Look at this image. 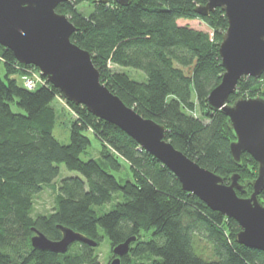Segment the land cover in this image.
Wrapping results in <instances>:
<instances>
[{
    "label": "trees",
    "instance_id": "trees-1",
    "mask_svg": "<svg viewBox=\"0 0 264 264\" xmlns=\"http://www.w3.org/2000/svg\"><path fill=\"white\" fill-rule=\"evenodd\" d=\"M207 0H68L55 10L77 28L70 39L90 53L100 80L128 106L166 128L165 138L200 166L223 177L237 173L252 192L257 163L243 153L237 165L229 150L234 132L227 116L207 103L224 68L219 45L227 28L220 8L201 16L195 7ZM88 3L85 14L78 5ZM192 20V23L178 21ZM199 21L207 29L195 26ZM4 74L0 75V264H102L95 247L102 235L111 249L129 237V249L120 264H264V253L236 241L240 226L233 218L210 209L184 190L176 176L117 126L89 112L84 105L66 101L75 117L70 142L53 135L56 110L63 98L45 77L33 89L22 77L39 70L19 63L0 45ZM132 67L146 74L136 81L111 68ZM264 72L259 78L242 76L238 97L264 98ZM262 88V89H261ZM12 105L19 110L13 111ZM92 133L100 143L98 159L83 160ZM127 164L130 177L117 173ZM79 175L65 177L56 186L54 207L32 216L33 201L53 183L59 165ZM110 210L97 208L111 202ZM264 204V189L259 195ZM57 225L69 227L97 242H74L64 253L33 248V228L51 240L61 238ZM150 230L145 237L142 231ZM208 254L199 247L202 244Z\"/></svg>",
    "mask_w": 264,
    "mask_h": 264
},
{
    "label": "water",
    "instance_id": "water-1",
    "mask_svg": "<svg viewBox=\"0 0 264 264\" xmlns=\"http://www.w3.org/2000/svg\"><path fill=\"white\" fill-rule=\"evenodd\" d=\"M68 0H0V45L9 49L15 59L33 65L41 76L59 90L66 101L81 104L131 136L147 152L170 169L184 190L194 194L210 209L233 218L240 226L236 241L264 253V204L259 195L264 189V98L238 97L229 101L242 76L259 78L264 72V0H207L195 7L201 16L220 8L227 19V28L219 45L224 72L220 83L207 96L213 110L228 118L234 132L229 143L230 154L237 165L243 153L257 163V176L252 192L240 197L237 191L246 188L239 175L223 177L200 166L165 138L164 125L145 118L126 105L100 80L90 53L71 41L77 28L56 6ZM107 3L109 0H97ZM126 6L130 0H114ZM62 235L49 239L33 228V248L64 253L74 242L96 246L97 242L69 227L57 225ZM114 246L110 264H120L131 241Z\"/></svg>",
    "mask_w": 264,
    "mask_h": 264
},
{
    "label": "rangeland",
    "instance_id": "rangeland-1",
    "mask_svg": "<svg viewBox=\"0 0 264 264\" xmlns=\"http://www.w3.org/2000/svg\"><path fill=\"white\" fill-rule=\"evenodd\" d=\"M78 9L82 10L85 12V14H88L89 12L92 11V7L88 5V3H82L78 5ZM178 21L181 22H189L192 23V20H187V19H180ZM195 26L198 25L199 28L202 29H207L205 25L200 23L199 21L193 22ZM113 70H116L118 72H122L127 74L131 79L136 80V81H146V74L138 69H134L132 67H125V66H120V65H110ZM4 74V65L3 61L1 60L0 56V75L3 76ZM31 76L38 78L40 76V73L38 71H34ZM262 89V88H261ZM264 90V87H263ZM53 105L56 110V124L53 129V135L54 137L61 142L62 144H68L70 142V123L75 117L74 112L70 109V107L67 105L66 100L60 96L56 97V99L53 101ZM13 111H18L19 108L16 105H12ZM87 136L90 139V146L87 149L86 153H83L81 155V158L83 160H87L89 158H95L98 159L100 156V143L98 139L90 132H86ZM123 163V162H122ZM128 166L127 164L123 163L121 165L120 171L117 173V175L121 179H129L130 174H129ZM79 175L76 171H70L66 169V167L63 164L59 165V173L57 177L54 179L53 183L48 184L43 187V189L34 197L33 201V208H32V216L36 217L38 215L42 214H48L49 212L52 211L54 207V202H55V196H56V186L61 182V180L65 177L69 176H75ZM120 197L114 198L113 201L103 205L100 208H97L98 210L101 211H107L110 210L113 205L115 204L114 201L119 200ZM142 234L145 237L150 236L151 231L146 230L142 231ZM100 235H102V240L100 241V244L95 247L96 252L98 254L99 261L102 264H110L111 260L114 258L113 251L110 247L109 240L107 237L104 235L102 231H100ZM199 247L201 248L202 252L204 254H208V250H205V247L202 244H199Z\"/></svg>",
    "mask_w": 264,
    "mask_h": 264
},
{
    "label": "built area",
    "instance_id": "built-area-1",
    "mask_svg": "<svg viewBox=\"0 0 264 264\" xmlns=\"http://www.w3.org/2000/svg\"><path fill=\"white\" fill-rule=\"evenodd\" d=\"M42 76L40 75L38 78L35 79V77L31 75H25L22 77L24 86L27 89H33L36 85L40 84L42 82Z\"/></svg>",
    "mask_w": 264,
    "mask_h": 264
}]
</instances>
